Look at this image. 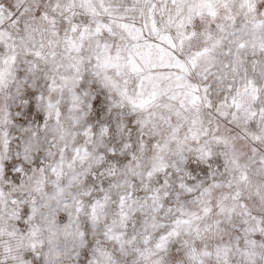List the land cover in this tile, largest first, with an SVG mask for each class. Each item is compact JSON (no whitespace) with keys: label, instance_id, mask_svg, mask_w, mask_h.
<instances>
[{"label":"snow or ice","instance_id":"1","mask_svg":"<svg viewBox=\"0 0 264 264\" xmlns=\"http://www.w3.org/2000/svg\"><path fill=\"white\" fill-rule=\"evenodd\" d=\"M0 264H264V0H0Z\"/></svg>","mask_w":264,"mask_h":264}]
</instances>
